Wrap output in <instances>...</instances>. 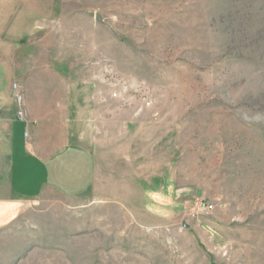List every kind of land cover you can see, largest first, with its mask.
<instances>
[{
	"label": "rangeland",
	"instance_id": "374dc122",
	"mask_svg": "<svg viewBox=\"0 0 264 264\" xmlns=\"http://www.w3.org/2000/svg\"><path fill=\"white\" fill-rule=\"evenodd\" d=\"M22 14L36 116L94 176L83 197L0 209V264H264V0Z\"/></svg>",
	"mask_w": 264,
	"mask_h": 264
},
{
	"label": "crops",
	"instance_id": "0c3cea01",
	"mask_svg": "<svg viewBox=\"0 0 264 264\" xmlns=\"http://www.w3.org/2000/svg\"><path fill=\"white\" fill-rule=\"evenodd\" d=\"M22 16V0H0V209L48 192L83 197L94 176L89 152L67 145L66 130L36 116L46 109L38 108L45 104L31 86L37 69H24L25 61L36 59L23 57ZM13 84L23 96V120L17 117Z\"/></svg>",
	"mask_w": 264,
	"mask_h": 264
},
{
	"label": "built area",
	"instance_id": "2783aa9c",
	"mask_svg": "<svg viewBox=\"0 0 264 264\" xmlns=\"http://www.w3.org/2000/svg\"><path fill=\"white\" fill-rule=\"evenodd\" d=\"M12 90L14 93V98L16 101V104L18 105V110H17V117L18 119L23 120L24 119V111H23V96L19 91V88L16 84L12 85Z\"/></svg>",
	"mask_w": 264,
	"mask_h": 264
}]
</instances>
